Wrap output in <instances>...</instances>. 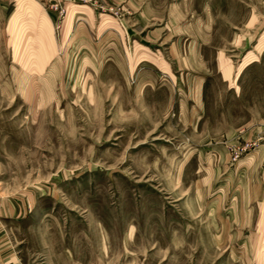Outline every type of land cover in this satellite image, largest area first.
<instances>
[{"label": "rangeland", "instance_id": "374dc122", "mask_svg": "<svg viewBox=\"0 0 264 264\" xmlns=\"http://www.w3.org/2000/svg\"><path fill=\"white\" fill-rule=\"evenodd\" d=\"M19 1L0 264H264V0Z\"/></svg>", "mask_w": 264, "mask_h": 264}, {"label": "crops", "instance_id": "0c3cea01", "mask_svg": "<svg viewBox=\"0 0 264 264\" xmlns=\"http://www.w3.org/2000/svg\"><path fill=\"white\" fill-rule=\"evenodd\" d=\"M19 4H20V8L21 7H24V8H27V7H25L27 4H26V2L25 1H23V0H20L19 1ZM30 9H31V7H30ZM29 13H31V11L29 10ZM41 19V18H40ZM42 20H44V19H42ZM41 25L39 26V33L42 35V36H46L45 34H47V36H49L48 35V33H49V30L48 29H46V27H44V22H42V23H40ZM40 35V36H41ZM38 55H39V53H38ZM41 55V54H40Z\"/></svg>", "mask_w": 264, "mask_h": 264}]
</instances>
